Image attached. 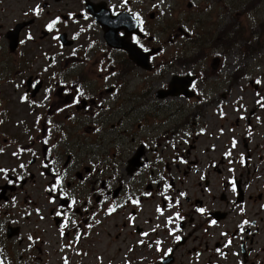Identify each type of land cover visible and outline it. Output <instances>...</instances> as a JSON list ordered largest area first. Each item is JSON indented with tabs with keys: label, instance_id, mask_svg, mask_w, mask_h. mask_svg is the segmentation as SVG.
I'll use <instances>...</instances> for the list:
<instances>
[{
	"label": "flooded vegetation",
	"instance_id": "af4514ba",
	"mask_svg": "<svg viewBox=\"0 0 264 264\" xmlns=\"http://www.w3.org/2000/svg\"><path fill=\"white\" fill-rule=\"evenodd\" d=\"M148 4L0 0V264H264V87L223 73L254 33Z\"/></svg>",
	"mask_w": 264,
	"mask_h": 264
},
{
	"label": "rangeland",
	"instance_id": "374dc122",
	"mask_svg": "<svg viewBox=\"0 0 264 264\" xmlns=\"http://www.w3.org/2000/svg\"><path fill=\"white\" fill-rule=\"evenodd\" d=\"M149 4L146 6L148 10H158L159 16H157V23L159 26V35L161 38L166 36L168 29H170L175 23L182 21L184 18L187 20V24L194 28L193 32L197 33L200 42L203 46L207 47L209 43L218 38V30L224 28L228 25V30L230 26L234 29L231 32H236L233 23H238L240 30L245 32L254 33V37L251 39L255 46L258 47L256 53L249 52L246 56L243 54V50H246L247 41L246 39H240L238 43L231 47L229 54L225 57V69L223 73L228 74L236 70H244V76H240V95L251 97L253 93L244 87L245 83L251 77H256L257 81H260V88L264 87V0H256L257 7L253 10H248L245 13L241 2L247 0H241L238 5L234 7L232 3L235 0H205L208 6H204L202 10V16L198 17V21L191 16L190 11H188V3L192 0H148ZM194 2H199L201 0H193ZM227 8H224L226 7ZM173 12V13H172ZM200 20V21H199ZM193 44H195L193 42ZM196 45V44H195ZM192 45V47H196ZM213 53H220L221 48H211ZM261 90V89H260ZM261 94L257 92L256 94ZM260 96H263L262 94ZM256 98V96H255ZM250 105L253 101H247ZM255 102V101H254ZM255 106V104H253ZM259 114L264 115L263 110L258 111Z\"/></svg>",
	"mask_w": 264,
	"mask_h": 264
},
{
	"label": "trees",
	"instance_id": "16d2710c",
	"mask_svg": "<svg viewBox=\"0 0 264 264\" xmlns=\"http://www.w3.org/2000/svg\"><path fill=\"white\" fill-rule=\"evenodd\" d=\"M232 25L235 26V28H236V32H234V34H235V37H234L235 40H236V39L243 38V37H244V34H243V32L240 30V26H238V23H233ZM229 28H230V31H232V30L234 31V29H233L231 26H230ZM255 45H256V44H255ZM255 45H254V47L251 46V47H252L251 49L249 48V51H250L249 54L253 53L254 50H256V51L258 50V47H256Z\"/></svg>",
	"mask_w": 264,
	"mask_h": 264
},
{
	"label": "snow or ice",
	"instance_id": "6c2138e0",
	"mask_svg": "<svg viewBox=\"0 0 264 264\" xmlns=\"http://www.w3.org/2000/svg\"><path fill=\"white\" fill-rule=\"evenodd\" d=\"M39 11H40V9H39V6H38L37 9H36V13L39 14ZM48 27L51 28L52 25L50 24ZM257 83H260V81H257ZM25 98H26V97H25ZM59 182H60V181H58V183H59ZM73 202H74V201H73ZM110 211H115V209H114V208H113V209H110ZM200 211L203 212L204 209H200ZM213 223H215V221H213ZM245 223H247V221H245ZM145 235H147V234L145 233ZM176 239L179 240L180 237H176ZM170 251H171V250H169V252H170Z\"/></svg>",
	"mask_w": 264,
	"mask_h": 264
},
{
	"label": "water",
	"instance_id": "95a60500",
	"mask_svg": "<svg viewBox=\"0 0 264 264\" xmlns=\"http://www.w3.org/2000/svg\"><path fill=\"white\" fill-rule=\"evenodd\" d=\"M118 20H120V25H122V26L125 25V22L123 20H121V17L120 16L118 17Z\"/></svg>",
	"mask_w": 264,
	"mask_h": 264
}]
</instances>
